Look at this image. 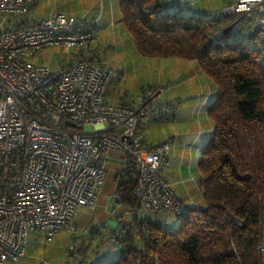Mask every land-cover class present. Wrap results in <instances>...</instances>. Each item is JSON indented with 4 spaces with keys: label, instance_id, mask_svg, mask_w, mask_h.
<instances>
[{
    "label": "built area",
    "instance_id": "2783aa9c",
    "mask_svg": "<svg viewBox=\"0 0 264 264\" xmlns=\"http://www.w3.org/2000/svg\"><path fill=\"white\" fill-rule=\"evenodd\" d=\"M34 0H0V264L22 261L31 231L41 243L75 233L82 207H93L106 172L105 152L136 158L135 192L146 213L179 211L177 191L164 173L169 143H144L143 120L166 116L158 89L118 104L105 94L114 69L78 59L97 40L95 18L52 10L32 18ZM220 14L254 20L246 42L264 48V0H234ZM49 46L74 50L65 66L51 68L33 57ZM95 127L86 132L82 126ZM263 251L264 247H260Z\"/></svg>",
    "mask_w": 264,
    "mask_h": 264
},
{
    "label": "trees",
    "instance_id": "16d2710c",
    "mask_svg": "<svg viewBox=\"0 0 264 264\" xmlns=\"http://www.w3.org/2000/svg\"><path fill=\"white\" fill-rule=\"evenodd\" d=\"M118 6L140 55L195 60L217 93L207 108L213 132L198 161L204 206L180 205L174 221L146 213L135 192L138 163L125 153L115 202L130 215L117 217L114 229L89 232L116 249L106 264H264V64L261 50L245 40L253 32L237 27L252 19L180 15L164 0H118Z\"/></svg>",
    "mask_w": 264,
    "mask_h": 264
},
{
    "label": "crops",
    "instance_id": "0c3cea01",
    "mask_svg": "<svg viewBox=\"0 0 264 264\" xmlns=\"http://www.w3.org/2000/svg\"><path fill=\"white\" fill-rule=\"evenodd\" d=\"M232 1L234 0H164L168 11L180 15H219L221 8ZM52 10L77 17L95 18L94 28L97 40L91 50L83 52L84 57L96 59L99 47L104 48V53L108 52L111 46L115 47L111 49L112 53L118 48L125 51L124 54L130 51L129 47L131 48L133 41L123 25L118 0H97L92 7L79 4L78 0H34L30 6V16L32 18L47 16ZM237 27L241 28L244 34H249L254 32L256 24L253 19H247L241 21ZM41 52L42 50L33 58ZM176 62L169 63L168 69L165 67L158 69L157 77L160 82L149 86V88L158 89L160 103L162 106L169 103L171 110L164 117L143 120L141 130L147 147L168 141V157L163 170L177 191L181 208L204 206V198L197 183L198 161L203 144L213 132V122L208 116L207 108L214 100L217 89L195 60ZM105 63L113 68V64L106 60ZM119 65V67L122 66L120 61ZM111 82L112 78L106 90V100L125 105L133 103L134 97L124 92L118 94L111 92ZM124 163L123 151L110 148L105 152L102 164L106 177L96 203L93 207L81 208L77 218V230L75 234L69 233L81 245L80 252H84L86 258L79 257L72 264H106L116 255V249L109 243L105 245L99 242L97 236L91 237V242L84 247L85 239L82 235L89 233L91 229H98V232L114 229L118 224L117 217L120 215L124 218L129 217L130 212L123 205L115 202L118 185L115 175L124 168ZM161 217L175 220L172 215H160ZM30 235L39 237L37 231H31ZM28 247L27 241L25 255H27ZM24 263L26 261L22 264Z\"/></svg>",
    "mask_w": 264,
    "mask_h": 264
},
{
    "label": "rangeland",
    "instance_id": "374dc122",
    "mask_svg": "<svg viewBox=\"0 0 264 264\" xmlns=\"http://www.w3.org/2000/svg\"><path fill=\"white\" fill-rule=\"evenodd\" d=\"M113 45L115 46V44ZM109 48V51L104 53V48L99 47L96 55L97 57L99 56L100 59H103L104 62L106 60L113 64L115 71L112 77L110 91L116 92L117 94L124 92L128 96L134 98L137 94L147 92L150 85L160 82L159 77H157V73L159 72L158 69L160 70L164 67L167 68L169 63L166 62H192V60L176 57L158 58L142 56L136 51L132 42L131 48L129 47L130 51L126 54H124L125 51H122L119 48L112 53L111 49L115 47L111 46ZM259 49L261 50V61L264 64V48ZM73 50L74 49L69 46H49L43 49L40 55L33 58V61L35 63L46 64L51 68L65 66L69 60V55ZM119 61L122 65L121 67H119ZM147 61H153L154 63L150 64L147 63ZM82 128L86 132H92L95 130V127L89 123L83 125ZM71 234L66 231L60 232L59 234H56L51 241L45 243H41L37 236L30 235L28 238L29 247L25 258L19 262H5L2 264H22L23 261H26L24 264H72L73 262L75 263L79 257L86 258L84 252H80L81 245L72 238L73 235ZM92 235L94 234L86 233L82 235L83 239H85L84 247H86L87 243L91 242ZM37 252H42L43 255L37 256ZM262 253L264 255V250Z\"/></svg>",
    "mask_w": 264,
    "mask_h": 264
},
{
    "label": "snow or ice",
    "instance_id": "6c2138e0",
    "mask_svg": "<svg viewBox=\"0 0 264 264\" xmlns=\"http://www.w3.org/2000/svg\"><path fill=\"white\" fill-rule=\"evenodd\" d=\"M78 3L81 5H87L89 7H92L93 5H95L97 3V0H78ZM147 63H154L153 61H147ZM166 63H171V62H166ZM176 63H179V61H177ZM37 256H42L43 253L42 252H37L36 253Z\"/></svg>",
    "mask_w": 264,
    "mask_h": 264
}]
</instances>
